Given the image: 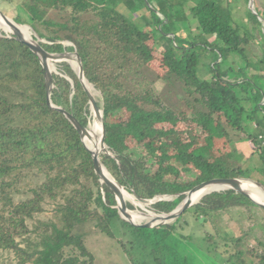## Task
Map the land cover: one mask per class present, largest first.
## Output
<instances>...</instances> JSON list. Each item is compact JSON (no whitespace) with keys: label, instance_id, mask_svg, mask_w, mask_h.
I'll use <instances>...</instances> for the list:
<instances>
[{"label":"trees","instance_id":"obj_1","mask_svg":"<svg viewBox=\"0 0 264 264\" xmlns=\"http://www.w3.org/2000/svg\"><path fill=\"white\" fill-rule=\"evenodd\" d=\"M136 2L143 0H24L20 9L42 49L75 50L81 58L87 82L99 93L91 91L105 124L109 155L101 163L107 172L139 198L171 195L155 204L168 213L197 183L248 177L224 146L244 139L255 151L263 148L251 129L264 117V53L250 54L254 29L240 33L232 26L230 0H147L154 12L147 30L120 11L121 3ZM248 17L255 25L249 11ZM201 51L213 54L210 79L198 75ZM56 70L52 104L88 128L89 98L79 78L67 63ZM260 158L264 162V152ZM105 189L114 206V194ZM46 206L52 218L37 219ZM233 209L252 219L261 213L233 190L207 194L189 210L205 223ZM181 217L137 228L106 207L77 131L47 106L38 58L0 36V252L16 264H94L83 231L91 227L114 240L129 264H200L202 254L215 257L219 244L208 234L200 255L186 249L188 238L177 231ZM247 235L218 234L231 247L223 264H264V240Z\"/></svg>","mask_w":264,"mask_h":264},{"label":"rangeland","instance_id":"obj_2","mask_svg":"<svg viewBox=\"0 0 264 264\" xmlns=\"http://www.w3.org/2000/svg\"><path fill=\"white\" fill-rule=\"evenodd\" d=\"M24 0H0V11L8 18L15 19L16 17H21V19L24 21L22 23L23 26L27 27L29 26L23 12L20 9V4ZM151 3L153 0H150ZM264 3V0H261ZM249 1H242L240 2H233L230 1L231 7L233 9V23L232 26H236L239 28L240 33H242L241 30H244V28L248 29H254L253 34V40L250 44L249 51L251 53L259 54L260 50L264 53V23L260 21V18L257 15V10L262 14L264 13V7L262 8L261 4L259 2H254L255 6L253 4H249ZM120 11H122L130 20L135 22V25H137L140 28H145L146 30L150 27L145 26L146 21L149 20V22L152 21V17L154 15V12H150L151 6L147 0H143L141 4H138L137 2L132 5V7H129L125 5L124 3H121ZM248 11L255 17L256 23L255 25L249 20L248 17ZM196 25H193L192 27L195 28ZM30 27V26H29ZM28 28V27H27ZM29 32L31 33V38H36V35L33 33L31 29H29ZM10 34H13L12 31L9 28L4 27L3 25H0V36H11ZM179 36V35H177ZM65 45L71 46L70 43L65 42ZM158 52V51H157ZM156 54L158 55V53ZM201 63L198 70V75L202 79H210L211 78V72L209 71V67L211 65L213 54L209 51H201ZM249 56V55H248ZM251 56V55H250ZM69 62L68 60H65ZM73 68L75 69L74 65L69 62ZM56 64L54 62V67L47 63L48 69L51 71V73L55 70ZM153 66L157 68L159 66L158 59L153 63ZM57 71V70H56ZM58 74V72H57ZM92 90L93 88L90 87ZM93 92L98 95L99 93L94 91ZM92 94V93H91ZM93 96V94H92ZM177 99L174 100L173 103H175ZM261 105V107H263ZM264 115V109L263 113ZM92 120L88 126L87 129L93 124L94 118L93 113L91 112ZM261 124L258 129L253 128L251 131L254 132V134L259 137L260 143L263 146L262 150H254L252 145L247 142V140H244L242 142H230L228 144H225V150L227 152H230L232 162L236 164L237 166L241 167L242 169L246 170L247 176L251 178V180L257 182L258 184L262 185L264 187V162L261 161L260 154L264 152V117H260ZM98 135V133H97ZM233 140L236 141L235 136L232 137ZM106 148L102 146L101 141L98 145V151L97 155L99 159L102 158V156L106 155ZM104 188H109L110 191L112 189L109 187V185L102 181ZM123 188V187H122ZM125 192H127L128 196L130 198L135 199L136 197L140 200H145L144 198H139L134 193L129 192L127 189L123 188ZM256 195H258L260 198H256L258 200L264 201V192L259 189L257 185H255V188L252 189ZM113 192V191H112ZM114 194V192H113ZM115 196V194H114ZM134 196V197H133ZM173 197H165L164 199L161 197H156L152 200H146L150 201L146 204H142L140 206L135 205L133 202L125 199L122 201L123 205L126 204V206L131 205L134 208H139L143 210L145 213H152L156 214L155 211V204L162 202V200H172ZM115 200L117 201L116 197ZM201 199L197 200L198 202ZM196 201V202H197ZM158 203V204H159ZM258 210V209H257ZM260 211V210H258ZM263 213L262 211H260ZM255 219L249 218V214H246V212H243L241 209H233L229 212H223L222 214L216 215L212 220L207 221L205 223H202L201 220H198L195 218L194 214L188 210L186 213H184L181 217L180 224L177 228V231L183 235L184 237L188 238V244L189 248H186L191 254L193 255H200V252L198 251L199 248L203 244V239H205L206 235H211L213 237V241H216L218 246V251L215 255V257H207L204 254L200 255L198 257V261L200 264H223L225 261L226 255L224 254V251L226 249L230 250V246H224L223 242H221L218 238V234L221 233H232L235 234L236 237H238L242 232H247V239H250L253 235L255 237L260 238L261 240H264V215L258 212H254ZM53 216V212L51 211V208L49 206H46V211L37 219H40L42 221H46L48 219H51ZM251 216V215H250ZM252 217V216H251ZM254 218V217H253ZM147 222V221H146ZM145 221L137 222L141 224H145ZM84 233L86 234V248L88 251L94 256V264H129L127 258L125 255L121 252L119 246L114 240H110L103 234L97 233L94 229L91 227L84 228ZM206 234V235H205ZM207 238V237H206ZM0 264H16L14 258L12 255L7 253H1L0 252Z\"/></svg>","mask_w":264,"mask_h":264},{"label":"water","instance_id":"obj_3","mask_svg":"<svg viewBox=\"0 0 264 264\" xmlns=\"http://www.w3.org/2000/svg\"><path fill=\"white\" fill-rule=\"evenodd\" d=\"M230 1L240 2V0H230ZM242 1H245V0H242ZM248 1H249L248 3L251 4V5L253 4V2H259L261 4L262 8L264 7V3L261 0H256V1L248 0ZM0 18L3 21L13 25L14 27L18 28V27L22 26V24L17 23L16 21H14V19L6 17L1 11H0ZM261 20L264 23V13H262ZM27 27L30 29L29 26H27ZM263 34H264V32H263ZM5 37L14 38L16 41L22 43L34 55H36V57L38 58L39 63H40V65H41V67L43 69V72H44V80H45V85H46V103H47V106L50 107L51 109H54V110L60 112L61 114H63L65 116V118L73 125V127L77 131V133H78V135L80 137L81 143L83 144L84 148L91 155V159H92V163H93L94 175L97 178V181L99 183L100 192H101L102 199H103V202H104L105 206L108 207V208H111V209H116L117 212H118V215H119V217L121 219H123V218L120 216V211L123 210V209L128 210L130 212H137L142 217L148 218V216H150V215L148 213H145L143 210H141L139 208H134V207L131 208V207L126 206V204L125 205H120L117 201H116V204L114 206H110L108 204L106 194H107V191H109V190H106L103 187V184L101 182V166H103L102 163H101V159H99L98 156H95L88 149V147L86 146V144H85V142L83 141V138H82V132L85 131L87 128H83L76 121V119H74V117L69 112L63 110L60 107H57V106L53 105L51 100H50L51 91H52V87H53L51 75H52V73L57 74V71H56V68H55V70L52 73H49L46 61L42 58V56H45L46 58L54 60L55 63H67L71 67V69L76 73L77 77L79 78V80L81 82V85H82L85 93L87 94V96L89 98L90 111L94 115L99 117L100 125H101V128H102L101 144H102V146H104L106 148V146H105L106 130H105V124H104V121H103L102 111L99 110L96 107L94 99H93V96H92L91 92L88 89V86H90V84L87 82V80L85 78L84 65H83V62H82L81 58L77 54V52L74 50L73 52L49 53V52H46L44 49H42L40 47V45L37 43V40H35L33 38H32V42H29L28 40H26L22 36L17 37V36L11 35V36H5ZM173 39H174V37H173ZM60 54H71V55L76 56L78 58V60L80 61V70H79V72H76L75 69L73 68V66L69 62H67L65 60H62L60 58H57V56L60 55ZM106 155H109L107 150H106ZM111 178L113 179V181L118 186H120L114 180V178L112 176H111ZM241 180L253 181L249 177H247V178L213 177V178L206 179V180H204V181H202L200 183H197L189 191L184 193L185 198L172 211H170L168 213H164V212H159V211L155 210L156 214H155V218H153L154 219L153 221H155V222H152V223L146 222L145 224H141V225L135 226V225L130 224L126 220H124V219L123 220L126 221L131 226H134V227H137V228H154V227L159 226V225H165V224L173 223L174 221L179 219L181 215H183L191 207H193L194 205H196L198 203V201L197 202L193 201L192 197L194 195V192L196 190L200 189V188H204L205 189V188L210 187V186H218L219 187V190L212 191V192H219V191H224V190H233L235 193L243 196L256 209H258V210H260V211H262L264 213V202L254 198L253 197L254 194L250 193L249 191L244 190L242 185H241V183H240ZM253 182H254L255 185H257L259 187V189H261L264 192V187L262 185L258 184L255 181H253ZM120 187H122V186H120ZM123 188H126V189H129L131 191H134L131 188H127V187H123ZM110 192H112V191H110ZM212 192H208V193L204 194V196L207 195V194H210ZM156 197H161V198L164 199L165 197H172V196L171 195L155 196L152 199H154ZM162 201L164 202V201H170V200H162Z\"/></svg>","mask_w":264,"mask_h":264},{"label":"bare ground","instance_id":"obj_4","mask_svg":"<svg viewBox=\"0 0 264 264\" xmlns=\"http://www.w3.org/2000/svg\"><path fill=\"white\" fill-rule=\"evenodd\" d=\"M253 6H254V2H253ZM259 18H260V21L263 22L261 20V17H259ZM0 25H3L4 27L9 28L12 31V33L14 34V36H17V37L22 36L23 38H25L29 42H32L31 33L29 32V28H27L23 25L18 27V28L14 27L13 25L3 21L1 18H0ZM42 58L46 61V64L49 63L50 65H52L54 67V60L46 58L45 56H42ZM57 58H60L62 60H68L69 62H71L74 65L75 71L79 72L80 61L78 60V58L76 56L71 55V54H60L57 56ZM47 67H48V65H47ZM48 71H49V73H51V71L49 69H48ZM90 87L91 86H88V89L91 92L92 89ZM93 118H94L93 124L89 127V129H86L85 131L82 132V138H83V141L85 142L86 146L88 147V149L95 156H98L96 151H95V145H96V142L98 140H99V142L101 141L102 128L100 125L99 117L93 114ZM97 133H98V135H97ZM101 180L105 181L109 185V187L112 189V191L115 194L117 202L120 205H123L122 201H124L125 199L133 202L137 206H140L142 204H146V203L150 202V201L140 200V199L136 200L137 198L134 196L133 197L135 199L130 198V196H128L127 192H125L122 187L118 186L113 181V179L111 178V176L108 174V172L106 171V169L103 166H101ZM240 183H241L244 190L249 191L250 193L254 194V196H253L254 198H260L252 190L253 188H255V184L253 181L241 180ZM216 190H219L218 186H210V187H207L205 189L200 188L194 192V195L192 197L193 201L196 202L197 200L204 197V194H206L208 192L216 191ZM148 214L150 216H148V218H144L137 212H130V211L125 210V209L120 211V216L124 220H126L127 222H129L130 224L135 225V226L141 225V223H137V222H141V221H145V222L147 221L150 223L155 222V221H153L154 220L153 218H155V215L152 213H148Z\"/></svg>","mask_w":264,"mask_h":264}]
</instances>
